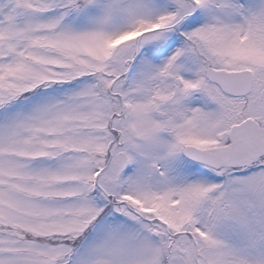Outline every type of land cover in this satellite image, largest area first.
<instances>
[{
    "label": "snow or ice",
    "instance_id": "1",
    "mask_svg": "<svg viewBox=\"0 0 264 264\" xmlns=\"http://www.w3.org/2000/svg\"><path fill=\"white\" fill-rule=\"evenodd\" d=\"M0 264H264V0H0Z\"/></svg>",
    "mask_w": 264,
    "mask_h": 264
}]
</instances>
